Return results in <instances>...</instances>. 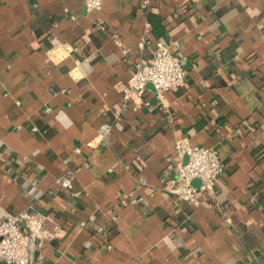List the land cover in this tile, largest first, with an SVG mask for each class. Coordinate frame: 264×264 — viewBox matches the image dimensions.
Wrapping results in <instances>:
<instances>
[{
	"label": "crops",
	"instance_id": "obj_1",
	"mask_svg": "<svg viewBox=\"0 0 264 264\" xmlns=\"http://www.w3.org/2000/svg\"><path fill=\"white\" fill-rule=\"evenodd\" d=\"M159 39L185 81L123 106ZM186 135L225 163L211 205L163 188ZM31 204L59 231L32 264H264V0H0V218Z\"/></svg>",
	"mask_w": 264,
	"mask_h": 264
},
{
	"label": "built area",
	"instance_id": "obj_2",
	"mask_svg": "<svg viewBox=\"0 0 264 264\" xmlns=\"http://www.w3.org/2000/svg\"><path fill=\"white\" fill-rule=\"evenodd\" d=\"M88 10L101 7L103 0H84ZM152 0H140L143 8H150ZM113 39L120 42L118 35ZM145 38L139 41L143 47ZM179 45L176 40H156L152 55L147 63L138 62L124 87L123 106L129 102L140 105L148 82L154 86L156 96L164 103L167 90L180 86L187 74V68L180 57L171 50V45ZM122 110L117 112V115ZM112 125L104 124L100 135L110 134ZM76 150H80L77 147ZM174 175L167 179L163 188L178 200L191 204L211 205L216 197V185L225 170L217 147L193 144L189 136L175 141ZM73 175L61 178L58 183L72 187ZM200 179L195 185L193 180ZM146 183V179H143ZM59 236L57 229L47 224L46 214L33 204L0 218V262L6 264H32L34 252L49 240Z\"/></svg>",
	"mask_w": 264,
	"mask_h": 264
},
{
	"label": "trees",
	"instance_id": "obj_3",
	"mask_svg": "<svg viewBox=\"0 0 264 264\" xmlns=\"http://www.w3.org/2000/svg\"><path fill=\"white\" fill-rule=\"evenodd\" d=\"M148 17L151 21V23L154 25L155 29L157 31H162L163 30V26L161 24V20L160 18L156 15V14H153V13H149L148 14Z\"/></svg>",
	"mask_w": 264,
	"mask_h": 264
}]
</instances>
